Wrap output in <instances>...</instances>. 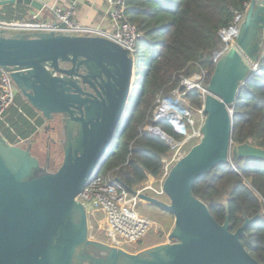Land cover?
I'll return each mask as SVG.
<instances>
[{
  "label": "water",
  "instance_id": "obj_1",
  "mask_svg": "<svg viewBox=\"0 0 264 264\" xmlns=\"http://www.w3.org/2000/svg\"><path fill=\"white\" fill-rule=\"evenodd\" d=\"M2 3L44 6L38 0ZM263 44L264 0H252L206 84L202 136L164 179L169 201L139 194L174 216L168 241L133 252L90 237L88 211L78 196L99 174L119 136L132 96L134 58L100 34L0 27V68L49 122L45 131H56L52 143L63 152L54 169L50 152L44 162L32 152L35 138L11 144L0 132V264H262L242 241L261 214L245 216L232 231L230 215L219 223L194 194V185L232 158L264 159V148L232 140L234 107L245 82L256 75Z\"/></svg>",
  "mask_w": 264,
  "mask_h": 264
},
{
  "label": "trees",
  "instance_id": "obj_2",
  "mask_svg": "<svg viewBox=\"0 0 264 264\" xmlns=\"http://www.w3.org/2000/svg\"><path fill=\"white\" fill-rule=\"evenodd\" d=\"M251 1L127 0L128 20L143 33L137 45L138 57L150 54V60L147 73L138 67L137 78L144 76V81L137 82L132 92L106 162L116 181L131 189L161 178L164 158L185 138L187 125L171 119L156 122L155 100L161 94H171L182 76L203 71L207 83L210 81L217 54L228 46L220 30L228 28L236 11L245 10ZM11 6L4 8L12 16L15 9ZM259 70V75L245 82L236 101L232 140L234 144L247 142L264 148V58ZM187 97L193 108L202 107L198 90ZM45 121L20 92L0 130L11 144H19L34 138ZM194 194L209 206L219 223H224L229 214L232 231L244 223L245 216L260 213L242 241L264 264V159L232 158L227 164L217 165L195 183Z\"/></svg>",
  "mask_w": 264,
  "mask_h": 264
},
{
  "label": "built area",
  "instance_id": "obj_3",
  "mask_svg": "<svg viewBox=\"0 0 264 264\" xmlns=\"http://www.w3.org/2000/svg\"><path fill=\"white\" fill-rule=\"evenodd\" d=\"M103 1L106 5V16L102 23V28H95L92 30L91 28L83 26L76 19L77 0H68L66 4H62L61 0H54L50 6L44 5L42 9L32 8V12H14L12 16L5 10V5L1 4L0 15H2V18H0V27L9 28L15 32L67 30L77 34H100L121 44L134 58L137 52L138 41L143 38V33L138 30L135 24L128 20L127 0ZM248 5L249 4L246 5V9ZM246 9L243 11H236L231 25L228 28L220 30V35L228 45L237 37L239 25L244 17ZM219 55L220 53L217 54V57ZM263 58L264 44L261 50L259 63L255 70L256 75L261 73L259 66ZM0 74L1 123L6 120L10 108L15 104L20 94V90L13 81L9 71L0 68ZM206 80L207 76L203 71L194 72L189 76H182L180 84L173 90V94L177 95L179 100L184 101L186 105L189 106L188 93L193 90H198L204 104L205 97L208 93ZM161 96H159L157 100L158 105L153 113L154 120L156 122L163 119L174 120L171 117L174 110L164 105L170 101L171 97L168 98L166 103L164 101V103L160 105ZM203 104L200 108V112L203 115L202 123L197 133L195 132L193 122H191L187 114L176 111V115H180L190 124L194 131L192 137L201 138L202 136L201 126L205 119ZM164 162L162 176L159 180L161 183L164 182L173 163V161L168 162L165 160ZM111 172L112 171H107L105 174H101L100 171L96 177L86 183L78 199L86 206L88 217L91 216L94 220L99 222L101 234L108 239V242H105L135 252V250L138 251L137 244L149 235L152 230L157 228V224L154 220L139 213L138 206L141 200L139 194L152 191L159 195H164V192L162 186L157 188L152 181H145L137 185V187L131 188V190L136 191V193H134L130 188L116 181ZM101 215H103L102 219Z\"/></svg>",
  "mask_w": 264,
  "mask_h": 264
},
{
  "label": "rangeland",
  "instance_id": "obj_4",
  "mask_svg": "<svg viewBox=\"0 0 264 264\" xmlns=\"http://www.w3.org/2000/svg\"><path fill=\"white\" fill-rule=\"evenodd\" d=\"M32 11H33L32 9L29 10V12H32ZM134 56H135L134 57L135 68H134V83L132 86V92H134L138 87L136 85L137 84L136 83L137 82L136 81L137 80V71L139 70L138 67L140 66V69L147 73V69L149 66V60H150V57H149L150 54L148 57H144V56L138 57V49H137V52L135 53ZM147 59H148V63H147ZM161 95H159V96H161L160 105H162L164 103V101L166 103L168 101V98L171 97L170 101H168L164 105H167L168 107H171L172 110H174V112L171 114V117L174 120H176L177 122H179L183 125H187L185 138L182 141L178 142L175 145V149L172 150L164 158L165 161H168V162L173 161V163H172V166H173L179 158L184 156L191 149V147L193 145H195L200 140V138L192 137L194 135V131L192 130L190 124L180 115H176V111L180 112V113L187 114L188 118L191 120V122H193L196 133L198 132V129L200 128V125L202 123L203 115L200 112V108L199 109L193 108L190 100H188L190 103L189 106L186 105V103L184 101L179 100L177 95L173 94V91L171 94H168V95L161 94ZM159 96L155 100V108L158 105L157 100L159 99ZM155 108H154V110H155ZM154 110H153V113H154ZM47 124H49V122L45 121L44 126L39 127V132L34 137L35 139H34V146L32 148V152L36 155H39L43 162L45 161V156L47 155V152H50V154H51L50 155L51 156V160H50L51 167L54 169H57L63 160V152H62V149L58 143L57 144L52 143V140H57L56 131L55 130H52V131L48 130L47 132L45 131V126ZM57 125H58L57 120L55 122L51 123V126L54 128L57 127ZM24 144L26 145V143H24ZM108 170H109V167L105 163L101 169V174H105ZM111 173H112V175L114 174L113 172H111ZM159 180H160L159 178L158 179H149L146 182L152 181L154 186L159 188L160 186L163 185V183H161ZM147 193L150 195H153L155 197H158L161 200H164L167 202L169 201V198L165 194L159 195L156 192H152V191H148ZM138 211L140 214L148 216L150 219L154 220L157 224V228L152 230L149 233V235H147L142 241H140V243L137 244V250L142 249V248L149 246V245H153V244H157V243L167 241L168 235L174 226V221H175L174 216L171 213L167 212L166 210H162L157 205H154V204L142 201V200H140V204L138 206ZM102 217H103V215H101V219H102ZM89 221H90V237H92L93 239H96V240L108 242V239L106 237H104L100 232L101 228H100L99 222L94 220L93 217H91V216H89Z\"/></svg>",
  "mask_w": 264,
  "mask_h": 264
},
{
  "label": "crops",
  "instance_id": "obj_5",
  "mask_svg": "<svg viewBox=\"0 0 264 264\" xmlns=\"http://www.w3.org/2000/svg\"><path fill=\"white\" fill-rule=\"evenodd\" d=\"M7 0H0V5ZM45 6H50L54 0H38ZM68 0H61L62 4H66ZM7 5V4H3ZM12 5L10 8H14V12H25L32 8L24 4H8ZM7 11V9L5 8ZM33 10V9H32ZM106 16V5L103 0H77V12L76 19L85 27L91 28H102V23ZM2 18V15H0ZM24 142V141H22ZM21 143V142H20ZM150 246V245H149Z\"/></svg>",
  "mask_w": 264,
  "mask_h": 264
}]
</instances>
